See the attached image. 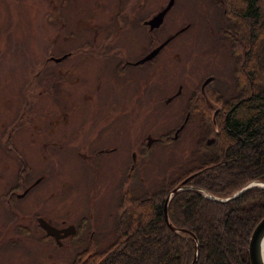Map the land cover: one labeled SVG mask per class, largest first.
Returning a JSON list of instances; mask_svg holds the SVG:
<instances>
[{"label":"rangeland","instance_id":"1","mask_svg":"<svg viewBox=\"0 0 264 264\" xmlns=\"http://www.w3.org/2000/svg\"><path fill=\"white\" fill-rule=\"evenodd\" d=\"M126 1L0 0V146L12 141L6 152L0 149V175L10 177L19 169L14 159L18 160V154L31 168V180L43 178L20 201L26 210V223L33 226V219L49 216L55 225L64 220L82 233L65 240L62 249L51 245L52 259L48 261L37 241L25 238L24 243L12 247L18 242L7 245L2 238L0 264H71L89 247L93 252L105 249L114 238L126 196L141 199L162 192L167 182L179 176L181 168L187 170L197 145L213 141L207 128L219 130L218 115L227 108L223 102L236 83L233 75L241 64L239 54L244 43L237 39L233 45L227 39L218 45L210 36V25H219L223 16L212 19L206 4L176 0L165 29L174 32L193 24L192 30L169 45L171 51L180 54L181 61L161 57L146 74L134 73L140 68H132L128 72L134 73L129 74L131 80L121 81L113 77L110 63L100 66L105 55L76 50L83 42L91 45L94 37L100 42L104 35H97L98 30L107 34L118 22L126 27L130 15L125 12L129 10ZM167 1L145 0L142 14L151 15ZM118 10L122 11L121 18L113 19ZM127 43L123 51L130 46ZM68 51L75 54L72 59L48 63V57L59 58ZM110 58L117 57L111 54ZM69 67L71 72L61 76L58 69ZM209 76L218 82L203 87ZM179 85L183 86L182 93L168 103ZM200 86L204 95L206 88L217 87L223 92L217 104L205 97L212 108L199 100L206 117L202 106L190 100ZM85 95L90 97L87 102ZM97 98L108 99L107 104L100 106ZM188 111L192 114L188 123L173 139ZM53 121H58V126L50 133ZM98 124L106 128L99 138L95 137ZM112 127L117 129L116 136ZM11 128L17 130L7 141ZM148 137L162 139V143H151L128 176L131 150L141 151L139 146ZM53 140L60 141L63 149L50 145ZM108 142L116 143V155L95 157L92 152ZM78 150L89 154L90 159H80ZM5 163L9 168L3 171ZM32 232L38 238L33 228Z\"/></svg>","mask_w":264,"mask_h":264},{"label":"trees","instance_id":"2","mask_svg":"<svg viewBox=\"0 0 264 264\" xmlns=\"http://www.w3.org/2000/svg\"><path fill=\"white\" fill-rule=\"evenodd\" d=\"M231 6L244 43L234 71L239 95L218 115V132L207 128L213 141L198 144L187 170L181 168L162 192L126 196L112 242L101 251L87 248L71 264H190L193 237L197 264H251L249 243L264 218V188L252 187L225 203L209 198H229L253 181L264 184V0H232ZM190 176L187 189L167 206L179 230L172 231L164 220L165 199Z\"/></svg>","mask_w":264,"mask_h":264},{"label":"flooded vegetation","instance_id":"3","mask_svg":"<svg viewBox=\"0 0 264 264\" xmlns=\"http://www.w3.org/2000/svg\"><path fill=\"white\" fill-rule=\"evenodd\" d=\"M169 1L170 0L167 1L165 6L164 4H162L158 8V10H156V12L152 13L149 16H144L142 12H143V6L145 3V0H127L126 4L129 6V10H126L125 12L130 14L126 18V20H128L127 26L126 27L120 26L119 24L120 22H118L117 23L118 25H116L115 28H112L113 30L111 29V31H109L107 34H105V32L100 33L99 30L97 29L98 30L96 32L97 35L98 34L104 35L102 40L100 42H97L98 38L94 37L93 43L91 45L90 43H87V42L83 44L84 43L83 42L82 48L76 50L77 53H80V54L81 53L83 54H88V53L95 54L96 53V55H99V56L105 55L104 58H102L99 61L100 66L101 65L108 66V63H110V66L113 68V71H114L113 77L116 79H120L121 81L122 80L127 81V79H129L130 81L132 77L129 74H134L138 72L146 74L148 72L149 66H151L156 61V59L159 60L161 57L166 58L165 60L179 59V61H181L180 54L174 51H171L173 47L169 48V45L173 41H175V39L182 38L186 34V32L192 30L193 24L192 22L187 23L183 27H180L177 30H175L174 32L172 29L171 30H168L167 28L165 29V24H166L168 14L174 7L176 0H173V4L171 8L165 14L163 22L159 27L151 29L150 25L147 24V22L150 21L155 15H157L158 13H160L162 10L166 8ZM194 1L206 4V6L208 7L209 14L212 15L211 16L212 19H213V16L215 17L223 16V20L219 25H214V26L213 24L210 25V31H209L210 36L215 43L220 45L224 43L227 39L230 40L233 43V45H235L234 43L235 41L236 42L238 41L237 39H239L240 42H243V39L241 40V38H239V36L236 35L237 33L236 30H239V29H237L238 27L237 22H235V20L232 18V16H234L233 9L231 6L232 0H194ZM121 3H122V0H121ZM121 15H122V11L118 10L115 12L113 19L116 18L117 20L118 18H121ZM212 19H210L209 23H212ZM119 21H121V19H119ZM164 35L166 36L164 37ZM127 40H130L128 42L130 44L127 43ZM166 40H169V41L157 53V55L154 58L144 63H138L140 60L145 58L150 52H152L157 47H159L161 44H163ZM126 43L130 46L127 47L124 50L125 51L124 52L122 47L125 46ZM242 47H244V44H242ZM106 49H107L108 54L106 53ZM111 54L117 57L116 59H114L115 61L112 60L111 58L108 59V56H111ZM74 56L75 54H73V52L68 51V52L63 53L61 57L59 58L58 57H48V63L61 64V62L69 58L72 59ZM132 68L134 69L140 68V69L134 73H128L129 69H132ZM58 70L61 76L68 75L71 72L70 67L69 69L61 68ZM50 71L51 72L54 71V68L50 69ZM210 77L212 78V80L205 87H208L209 85L214 84L215 82H218L216 81L217 78L215 76H209L207 77V79ZM122 78H125V79H122ZM233 78H235V82L237 84V82L239 81V78L238 76H236L235 73L233 75ZM236 84H234L231 94L228 95V100L223 102L224 106H227L228 104H230V101L232 103V99L235 98L237 95H239L238 86H236ZM53 85L54 83L52 84V87ZM201 87L202 86H200V91L198 92L199 94L197 93L196 95H193L190 98V100L192 98L195 100L194 102L196 103V105L198 104L202 106L200 107L201 110H203L204 106L201 104V102L199 103V100H201L204 103V105L207 104L210 106V108H212V106L208 104V102L206 101V98L209 102L215 103V104H217L218 101L223 98L222 96L223 92H221L219 88L217 87H214V89L206 88L205 95H204L202 93ZM182 88H183L182 85L178 86V90L171 96V98H169L168 103L180 96V94L182 93ZM89 99H90L89 96L87 95L84 96L85 102H87ZM107 100H104L103 98H99V99L97 98V103L100 106L101 104H103L104 106L105 103L107 104ZM110 103L112 104V102ZM219 105H220L219 107H221V110H222V108H224L222 103H220ZM190 115H191V112L188 111L186 114V118L184 119L183 124H182L184 125V127L188 123ZM50 125H52L53 127H49L48 132L52 133L55 130L54 127L58 126V121L56 122L53 121L50 123ZM99 125L100 124L96 125L95 127L96 128L95 137H98V138L103 136V131L106 130L105 127H99ZM112 128L116 136L117 129L114 127ZM16 130L17 128L9 129L7 132V138L5 140L8 141V137L12 139V136ZM93 131L94 129L92 130V132ZM2 132L5 133L4 129L2 130ZM80 132L81 130H79L78 133ZM0 139L2 142L3 140L2 137ZM145 142L146 143L143 142L139 146L141 149L143 148L141 151L140 150L138 151L137 149L133 151L131 150L130 158H131L132 164L129 169L128 176H131V173L135 170L138 160L141 157H143L145 153H147L148 150H150L151 144L150 145L148 144L149 142L148 138ZM10 143L7 142L5 145L2 144V146H0V149H3L6 152L7 151L6 146L10 145ZM152 143H162V139H152ZM50 145L55 147L56 150H62L64 147V145H62L61 142L58 140L51 141ZM79 149H82V148H79ZM118 149L119 148L116 146V143L108 142L106 144H103L100 148L94 150L92 153L95 157L101 158L103 156H108L110 158L113 154L116 155ZM77 154L79 155L80 159L89 160L91 157L89 154L81 153L80 150L77 151ZM15 155L20 158L18 154H15ZM19 158L18 160L14 158L19 165V169L14 171V174L12 176L2 177L0 175V183L4 184V186H1L0 188L1 189L0 190V240L3 238V242L6 241L7 245L8 244L10 245L11 243L15 244V242H18V244L13 245L12 247L16 245H20L21 243H24L25 240H22V239H25V238L34 240V242L37 241L39 244L43 246V249L46 255L45 258L48 261V259H52L51 251H49L51 245H55L57 248L62 249L66 247L64 244V241L65 240L71 241L72 239H74L75 236H77L80 233V231L76 226L72 224L68 225L67 222H65L64 220L61 222L59 226H57L53 223V220L49 216H44V215H43L44 217H37L33 219L32 221L33 226H30L29 224L26 223L27 215L24 214L26 210L25 208L21 207L20 201L24 200L29 194H31L34 188L43 180V178L39 177V178H35L34 180H31V172H30L31 168L27 165L26 161L22 160L21 158H20L21 160H19ZM110 162L111 160L109 161V163ZM8 168L9 167L6 163L2 165L3 171L7 170ZM2 222H4V224H3V228L1 229ZM42 224H48L52 227H55L58 230H65L69 226H73L74 233L70 235H65L66 234L65 231H68V230L60 232L58 234L59 241H56L53 237L46 235V232L41 226ZM32 228L35 231V233L38 235V238L33 237ZM80 234L82 235V233Z\"/></svg>","mask_w":264,"mask_h":264},{"label":"water","instance_id":"4","mask_svg":"<svg viewBox=\"0 0 264 264\" xmlns=\"http://www.w3.org/2000/svg\"><path fill=\"white\" fill-rule=\"evenodd\" d=\"M173 4V0H170L168 5L166 6V8L164 10H162L160 13H158L157 15H155L150 21L147 22L148 25H150L151 29L157 28L159 27L164 19L165 14L168 12V10L171 8ZM184 31V30H182ZM169 40H166L163 44H161L159 47H157L155 50H153L152 52H150L145 58H143L142 60H140L138 63H144L146 61L151 60L152 58H154L157 53L165 46V44L168 42ZM59 61V60H58ZM212 80V78H208L204 84L203 87L206 86L210 81ZM217 112L215 111V116H216ZM184 127V125H182L177 132L174 135V139L177 138V134L178 132ZM148 144L150 145L152 143V138L148 137ZM195 176V175H194ZM193 176H190L189 178H186L185 180H183L179 185H177L166 197L165 199V204H164V220L167 224V226L172 230V231H176L179 232V230H176L174 227H172L169 218H168V214H167V206L169 201L171 200V198L178 192L183 191L185 189H187L186 187V183L192 178ZM256 186H260L262 188H264V184L260 183V182H250L249 184H247L244 188H242L240 191H238L236 194H234L233 196L229 197V198H225V199H218L212 196H209L210 199L220 202V203H225L231 199H234L236 197H238L239 195L243 194L245 191H247L248 189L252 188V187H256ZM42 228L44 229V231L46 232L47 236L53 237L56 241H59V236L58 234L60 232H63L65 230V235H70L74 233V227L73 226H69L67 229L65 230H58L55 227H52L48 224H42L41 225ZM193 242H194V256L193 259L191 261L190 264H197V260H198V243L195 237H193ZM263 242H264V218L258 223V225L255 227L251 238H250V243H249V257H250V263L251 264H264V256H263V251H262V247H263Z\"/></svg>","mask_w":264,"mask_h":264},{"label":"bare ground","instance_id":"5","mask_svg":"<svg viewBox=\"0 0 264 264\" xmlns=\"http://www.w3.org/2000/svg\"><path fill=\"white\" fill-rule=\"evenodd\" d=\"M262 251H263V256H264V242H263V247H262Z\"/></svg>","mask_w":264,"mask_h":264}]
</instances>
